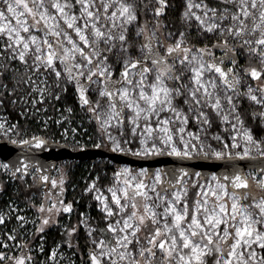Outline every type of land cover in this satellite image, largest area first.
I'll return each mask as SVG.
<instances>
[{"label":"snow or ice","instance_id":"snow-or-ice-1","mask_svg":"<svg viewBox=\"0 0 264 264\" xmlns=\"http://www.w3.org/2000/svg\"><path fill=\"white\" fill-rule=\"evenodd\" d=\"M0 141V264H264V0H0Z\"/></svg>","mask_w":264,"mask_h":264},{"label":"water","instance_id":"water-1","mask_svg":"<svg viewBox=\"0 0 264 264\" xmlns=\"http://www.w3.org/2000/svg\"><path fill=\"white\" fill-rule=\"evenodd\" d=\"M0 144L4 145L2 149H0V152H2L4 155L7 154L8 150L14 146L8 145L4 141H0ZM50 152L54 153L49 158L48 162H55L60 163L64 160H70V161H88V162H96L100 159H107L113 161L115 164H130L132 167H156L158 166L155 161L153 160H141L136 159L132 157H126V156H114L112 153L108 152H101V150L93 149L92 147H88L83 151L80 150H73L72 147L62 149L59 147L53 146L51 149H49ZM15 155V154H13ZM168 163L166 165H159V166H167L171 167L172 162L171 158H167ZM247 163V162H245ZM188 166L190 168H193L198 171H203L205 173H210L212 171H221L223 166L220 162H213V161H189L187 162Z\"/></svg>","mask_w":264,"mask_h":264},{"label":"trees","instance_id":"trees-1","mask_svg":"<svg viewBox=\"0 0 264 264\" xmlns=\"http://www.w3.org/2000/svg\"><path fill=\"white\" fill-rule=\"evenodd\" d=\"M171 15H176V12L175 11L172 12ZM67 103H69V104L72 103L71 93H69ZM59 105H62V104H57V107ZM77 118L79 119V115H77L75 117V119H77ZM84 126L89 128V130L92 131V129L87 124H85ZM76 150H78V148ZM68 161L73 165L72 182L74 184H76L77 187H76L75 191H73L71 186H69V189H68V192H67V199L68 200L75 199V200L79 201V203L76 205L77 209L79 211H85L86 210V205H87V202H88V197L85 196V197L81 198V190H82V188L84 186V178H85V176L87 175V173H89V176L90 175H95L94 169L95 170H99L101 168L110 169V167L115 166V164H112V166L105 167L107 161H109L107 159H100V160H97L94 163L88 162V161H70V160H68ZM92 214L94 216H98L99 215L98 211L95 208L92 209ZM72 219H73V222H75V220H76V214L75 213L73 214ZM54 238L55 239L59 238L55 228H53V229H51L49 231V240L51 241Z\"/></svg>","mask_w":264,"mask_h":264},{"label":"bare ground","instance_id":"bare-ground-1","mask_svg":"<svg viewBox=\"0 0 264 264\" xmlns=\"http://www.w3.org/2000/svg\"><path fill=\"white\" fill-rule=\"evenodd\" d=\"M58 107H62V105H59ZM57 107V108H58ZM49 113L53 114L51 111H49ZM77 120V119H76ZM61 143H63V141H61ZM88 148V147H87ZM79 150V149H78ZM0 179H3L5 181H7L6 185H5V193L10 196L11 198H14V190H15V187L16 185L11 182V181H8L7 180V177H0ZM7 203V199L6 198H3V199H0V208L2 206H5Z\"/></svg>","mask_w":264,"mask_h":264},{"label":"rangeland","instance_id":"rangeland-1","mask_svg":"<svg viewBox=\"0 0 264 264\" xmlns=\"http://www.w3.org/2000/svg\"><path fill=\"white\" fill-rule=\"evenodd\" d=\"M58 109H61V110H62V107H58ZM47 115L51 116V115H53V114H51V113L48 112ZM77 120H79V119L77 118ZM84 127H85V126H84ZM91 132H92V131L89 130V135L91 134ZM84 142H87V138H86V137L84 138ZM87 147H91V144L89 143V145H88ZM113 164H115V163L113 162ZM115 165H116V164H115ZM127 165L130 166V164H127ZM111 166H112V165H111ZM135 167H136V166H135ZM111 168H112V167H110V169H105V170L108 171V172H111ZM88 176H89V173H87V175L85 176L84 181H85L86 178H88ZM89 201H90V197H88V202H89ZM88 202H87V203H88ZM93 208H94V207H93ZM93 208L88 209V208L86 207V210H85V211H91V214H92V209H93ZM92 215H93V214H92ZM93 216H94V215H93Z\"/></svg>","mask_w":264,"mask_h":264},{"label":"built area","instance_id":"built-area-1","mask_svg":"<svg viewBox=\"0 0 264 264\" xmlns=\"http://www.w3.org/2000/svg\"><path fill=\"white\" fill-rule=\"evenodd\" d=\"M3 198H6L7 199V203H8L9 200L14 199V198H11L10 196H8L5 192L0 193V199H3ZM7 203H6V205H7ZM5 206H2L1 208L5 207Z\"/></svg>","mask_w":264,"mask_h":264}]
</instances>
